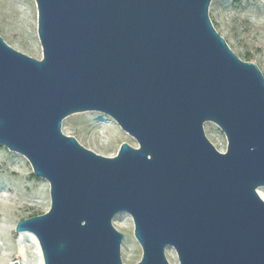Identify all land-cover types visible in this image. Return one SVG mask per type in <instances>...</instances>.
<instances>
[{"label": "water", "instance_id": "obj_1", "mask_svg": "<svg viewBox=\"0 0 264 264\" xmlns=\"http://www.w3.org/2000/svg\"><path fill=\"white\" fill-rule=\"evenodd\" d=\"M34 1L42 57L0 36V145L49 184V209L15 226L43 264H123L120 212L135 264H170L168 246L179 264H264V76L214 29L212 0ZM86 111L137 146L107 157L62 133Z\"/></svg>", "mask_w": 264, "mask_h": 264}, {"label": "rangeland", "instance_id": "obj_2", "mask_svg": "<svg viewBox=\"0 0 264 264\" xmlns=\"http://www.w3.org/2000/svg\"><path fill=\"white\" fill-rule=\"evenodd\" d=\"M208 16L232 52L240 59L257 65L264 76V2L212 0ZM0 36L15 50L36 59L42 57L34 0H0ZM203 127L209 141L218 151L224 152L227 142L220 128L213 122H205ZM61 131L75 137L85 148L107 157L116 155L123 142L137 146L134 138L112 118L96 111L68 115L62 120ZM257 192L264 200V186ZM4 206L11 211L8 214L7 238L0 239V264L15 260L20 264H43L35 236L27 231L16 232L15 226L18 221L49 209V184L33 174L24 156L0 145V218ZM112 224L123 234L120 244L122 263H137L142 250L133 234L132 218L120 212L113 217ZM165 255L170 264H179L171 246L166 247Z\"/></svg>", "mask_w": 264, "mask_h": 264}, {"label": "bare ground", "instance_id": "obj_3", "mask_svg": "<svg viewBox=\"0 0 264 264\" xmlns=\"http://www.w3.org/2000/svg\"><path fill=\"white\" fill-rule=\"evenodd\" d=\"M10 211H11V208L4 206L2 210V218H0V239H3V240L7 238V231H8V225H9L8 214Z\"/></svg>", "mask_w": 264, "mask_h": 264}]
</instances>
